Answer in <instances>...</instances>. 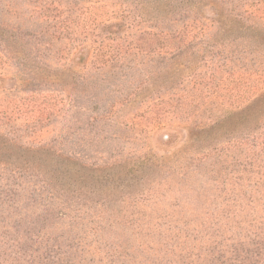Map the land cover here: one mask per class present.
<instances>
[{"label":"rangeland","instance_id":"obj_1","mask_svg":"<svg viewBox=\"0 0 264 264\" xmlns=\"http://www.w3.org/2000/svg\"><path fill=\"white\" fill-rule=\"evenodd\" d=\"M0 264H264V0H0Z\"/></svg>","mask_w":264,"mask_h":264},{"label":"trees","instance_id":"obj_2","mask_svg":"<svg viewBox=\"0 0 264 264\" xmlns=\"http://www.w3.org/2000/svg\"><path fill=\"white\" fill-rule=\"evenodd\" d=\"M212 5H213V6H216V7L218 6V4L215 3V2H212ZM205 6H206V5H204V4H203V5H202V4H199V5L197 4V8H198L199 12H203V13H205V12L202 10ZM218 7H219V6H218ZM33 152H34V151H33ZM23 160H27V159H23ZM23 160H22V161H23Z\"/></svg>","mask_w":264,"mask_h":264}]
</instances>
